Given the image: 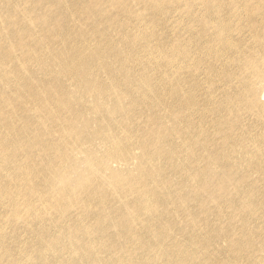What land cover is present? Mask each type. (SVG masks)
I'll use <instances>...</instances> for the list:
<instances>
[{
  "label": "bare ground",
  "instance_id": "bare-ground-1",
  "mask_svg": "<svg viewBox=\"0 0 264 264\" xmlns=\"http://www.w3.org/2000/svg\"><path fill=\"white\" fill-rule=\"evenodd\" d=\"M3 9L16 12L17 54L0 50V112L11 108L0 231L34 249L30 259L57 251L97 264L94 243L115 230L127 249L101 264H168L180 259L170 231L204 227L216 242L199 250L215 251L209 264H264V0H0V18Z\"/></svg>",
  "mask_w": 264,
  "mask_h": 264
},
{
  "label": "rangeland",
  "instance_id": "rangeland-1",
  "mask_svg": "<svg viewBox=\"0 0 264 264\" xmlns=\"http://www.w3.org/2000/svg\"><path fill=\"white\" fill-rule=\"evenodd\" d=\"M255 1L256 0H252V2H255ZM25 7L27 9V14L24 13L26 18L32 19L39 15V12H38L39 9L37 7H34L32 3H28L27 5H25ZM1 12L3 13V16L0 18V29L4 30L5 37H4L3 42L0 43V50H4V49L8 50L9 58H13L17 54V50H16V47L14 48L9 47V44L14 42V40H16V36L12 33V25L10 23L13 21V19H16L15 18L16 12L14 10L10 11L8 9H3L1 10ZM21 22L23 23V28H17V31H19L21 36H23L24 25H27V23L25 19L23 21L21 20ZM40 30L42 29H39V31ZM45 31L47 30L45 29ZM23 41L25 42V45L28 44L27 37L24 38ZM229 55L232 56L234 59H239V55H237L235 51H230ZM230 66L234 67L233 63H230ZM262 69L264 70V65L262 66ZM1 78L2 76L0 74V79ZM218 88L219 89L223 88V84L221 82L218 84ZM0 89H1V92H3L5 88L0 87ZM242 94L243 93L239 91L238 95H242ZM10 111H11V108H5L0 112V127L3 126L5 122L4 121L5 113L10 112ZM260 128H261L260 131L264 132V128L263 127H260ZM54 133L55 131H51L49 135L54 137ZM177 142L180 143L181 141L177 140ZM139 152H140L139 150H136L135 154L138 155ZM4 165H5L4 162H0V166H4ZM112 167L114 170L118 168V166L114 163L112 164ZM127 168L128 170H134V167L131 165L128 166ZM175 190H176L175 188L171 189V192L173 193V198L170 201L171 203L169 205V208L172 210H174L177 204V196L174 193ZM52 194H53V191L51 192V190H49V192L47 193L48 196H51ZM159 194H161V192ZM143 218L155 219L153 216H151L150 213L143 214ZM175 219L178 222L177 215ZM154 222L157 223L160 221L159 219H155ZM222 223H224V221ZM136 228L138 230H143L145 228V225L141 224L139 225V227L136 226ZM153 233H156V231L154 230ZM136 234L137 233H134L132 236L133 241H137L139 238L138 236H136ZM100 235L105 237L109 242L104 243V241L102 240H97L94 243L93 250H98V253L100 254L99 260H102L106 263L116 262L118 260L117 247L120 246L121 248H123V252L126 251L127 249V247L124 246V244L121 241L122 239L121 236H125V235H123L122 233H117L115 230H107V232H102ZM0 236L3 242L2 246L0 247V264H18V263L51 264V262L57 261V260H61L64 264H76V263L82 264L84 260L82 258L79 262L74 261L71 263L70 260L67 258H61V257L59 258L57 251L48 252L47 258L43 260L41 259L33 260V259H30L29 256L33 255L35 253V250L32 248H29L28 250L21 249L19 245H17L18 242H16V240H14V237L11 236V233H9V230L0 231ZM168 236H169L168 245L178 247L179 256H180V259L174 257L172 261L168 262V264H188L189 261H192L194 264H209L210 263V259L208 256L209 254H212L215 251H211L207 253V255H201L199 253V250L203 247H206L209 244H216V242H215V239L211 237L210 233L206 229H204V227H198L196 230H187L182 233H179L178 235L170 231ZM187 247H190V249L186 251ZM217 252H218V255H220L221 257H224V255H222L220 250H218ZM188 253L191 256H188V258L187 257L184 258L183 256H187ZM169 254L170 253H168L166 256L168 257ZM258 254L264 255V251L259 250ZM21 256L26 257L25 260L22 261L21 259H19ZM99 260L97 264H101ZM234 260L235 261L232 264H243V260L239 256H235ZM88 264H92V263H88Z\"/></svg>",
  "mask_w": 264,
  "mask_h": 264
}]
</instances>
